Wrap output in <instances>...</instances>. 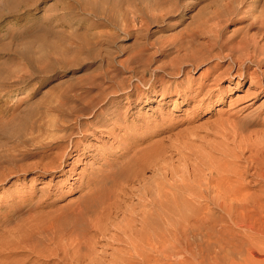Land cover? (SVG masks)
<instances>
[{
  "label": "rangeland",
  "instance_id": "1",
  "mask_svg": "<svg viewBox=\"0 0 264 264\" xmlns=\"http://www.w3.org/2000/svg\"><path fill=\"white\" fill-rule=\"evenodd\" d=\"M115 1L0 0V264H264V66L200 51L264 0L224 24L227 0Z\"/></svg>",
  "mask_w": 264,
  "mask_h": 264
},
{
  "label": "bare ground",
  "instance_id": "2",
  "mask_svg": "<svg viewBox=\"0 0 264 264\" xmlns=\"http://www.w3.org/2000/svg\"><path fill=\"white\" fill-rule=\"evenodd\" d=\"M248 0H227L226 1V3L223 5V8L222 9H220V10H218V11H216L215 12V16H213L212 18L214 19V18H219V21H221V23L223 22V24H224V22L226 23V21H234L236 18H239V19H244V18H246V2H247ZM112 2H114V1H112ZM126 3V5H132L133 7H134V9L136 8V10L135 11H133L134 13H135V15L137 16V12H140L141 14H139L138 15V18H146L147 20L146 21H153L154 19H159V17H158V15L159 14H155V12L156 11H160V13H161V15H164L165 16V14H169V13H172L173 14V12H175V10H176V4H177V0H116L115 1V3L114 4H112V6L110 7V12L108 13V15L110 14L111 15V17H113L114 16V14H113V6H115L116 4H119V3ZM110 3H111V1H110ZM223 4V3H222ZM128 5V6H129ZM132 6H131V8H132ZM222 6V5H221ZM251 7H254V6H256V0L254 1H252V3H251V5H250ZM217 7V6H216ZM255 8V7H254ZM120 11V10H119ZM108 12V11H107ZM212 15H213V13H212ZM116 16V15H115ZM163 16V17H164ZM115 21V20H114ZM217 22V21H216ZM249 28L251 29V28H254L255 29V33H253V34H250V33H248V32H245L243 35L241 34V37L240 38H238V39H224V37L223 36H221V35H216V36H214V37H210L209 39H208V43H207V48H208V50H202V48H204L203 46H202V48H201V54H205V55H207L206 54V52H209V53H211V56L212 55H214V54H212L213 53V49H217V48H220V49H228V50H230V52H232V53H235L237 56L236 57H234L235 58V60L234 61H236V62H238V63H240V64H242L243 63V60H246L247 58H249L250 60H251V62L252 63H247V65H246V67L247 68H250L253 64H255V65H257V66H264V13H263V15H261V16H254V18L249 22ZM249 29V30H250ZM191 30V29H190ZM193 30V29H192ZM195 33V34H194ZM196 34H197V32H195V31H192V32H190L189 34H188V37L189 38H191L192 40L196 37ZM189 43V42H188ZM191 43V42H190ZM206 44V43H205ZM204 44V45H205ZM187 45V44H186ZM203 45V44H202ZM183 46V45H182ZM188 46V45H187ZM192 46V45H191ZM193 46H194V44H193ZM189 47V46H188ZM194 47H196V46H194ZM190 48V47H189ZM205 48H206V46H205ZM206 48V49H207ZM197 49V48H196ZM238 53V54H237ZM186 54V53H185ZM199 55V51L198 52H192L191 54H189V57H191V59H193V60H195V58H197V57H202L203 55ZM228 55V54H227ZM185 56V55H184ZM211 56H209L208 57V55L206 56L207 58H210ZM205 57V58H206ZM230 58H231V56H230ZM184 60V59H183ZM199 60V59H198ZM250 60H249V62H250ZM241 67V66H240ZM242 67H243V65H242ZM238 68V67H237ZM256 72V71H255ZM246 75L247 76H249V75H251V74H247L246 73ZM257 78H258V81L257 82H260V79L263 77L264 78V71H262V72H260V73H257L256 72V75H255ZM253 77H254V75H253ZM252 156V155H251ZM246 158V157H245ZM249 159V158H248ZM264 160L262 159V161L261 162H263ZM258 165H260V164H258ZM264 165V164H263ZM262 165V166H263ZM255 167V166H254ZM247 168H249V167H247ZM260 167H258V169H259ZM261 169V168H260ZM263 170H264V168H263ZM260 171V173H261V171L262 170H259ZM245 172H246V169H245ZM256 174V173H255ZM231 177V176H230ZM259 177H260V174H259ZM232 178V177H231ZM263 178V177H262ZM216 180V179H215ZM214 180V181H215ZM221 180V179H220ZM232 180V179H231ZM237 180V179H236ZM229 181V180H228ZM230 182V181H229ZM229 184V183H228ZM263 184V183H262ZM227 186V185H226ZM229 186V185H228ZM263 187V186H262ZM235 188V187H234ZM219 190V189H218ZM221 201V200H220ZM240 204V203H239ZM186 206H188V205H186ZM81 207V206H80ZM80 207H79V210H80ZM186 208V207H185ZM145 209V208H144ZM148 209V208H147ZM77 211V210H76ZM140 213V212H139ZM184 213L185 212H183L182 213V215L184 216ZM83 214V216H84V213H82ZM138 214V213H137ZM180 214V213H179ZM186 214V213H185ZM80 215H81V213H80ZM79 215V216H80ZM125 215V214H124ZM187 215V214H186ZM81 217V216H80ZM85 217V216H84ZM83 217V218H84ZM186 217V216H185ZM76 218L77 217H75V219L74 220H76ZM79 218V217H78ZM78 218H77V220H78ZM86 218V217H85ZM89 218V217H88ZM129 218V217H128ZM188 218V217H187ZM239 217H237V219H238ZM242 218V217H241ZM81 219V218H80ZM79 219V220H80ZM144 220V219H143ZM145 220H148V218L146 217V219ZM185 220H187V219H185ZM67 221V220H66ZM65 221V222H66ZM71 221V220H70ZM83 221H84V219H83ZM90 221V220H89ZM132 221V220H131ZM149 221V220H148ZM147 221V222H148ZM153 221H155V220H153ZM175 221V220H174ZM177 221V220H176ZM246 221V220H245ZM64 222V225L66 226V223ZM76 223H77V221H75ZM80 222H82L81 220H80ZM151 222H152V220H151ZM178 222V221H177ZM88 223V222H87ZM159 223V222H158ZM176 223V222H175ZM247 223H250V222H247ZM246 223V224H247ZM81 224H83V223H81ZM89 224H91V223H89ZM123 224V223H122ZM129 223L127 222V224L126 225H128ZM144 224V223H143ZM147 224V223H146ZM153 224H154V226H156L157 225V222H156V224L153 222ZM153 224L151 223H148V225H146V232L145 233H147V232H150V230H151V228H152V226H153ZM73 225V224H72ZM92 225V224H91ZM125 225V226H126ZM160 225H161V223H160ZM159 225V226H160ZM169 225V224H168ZM182 225V224H181ZM180 225V226H181ZM192 225V224H191ZM194 225V224H193ZM197 225V224H196ZM200 225V224H199ZM243 225H244V223H243ZM248 225V224H247ZM250 226H252L251 224H249ZM68 226H70V225H68ZM82 226V225H81ZM80 226V227H81ZM88 226V225H87ZM86 226V227H87ZM144 226V225H143ZM163 226V225H162ZM176 226V225H175ZM183 226V225H182ZM186 226V225H185ZM241 226V225H240ZM67 227V226H66ZM72 227V226H71ZM77 227V226H76ZM85 227V228H86ZM131 227V226H130ZM130 227L128 226V227H125V228H123V230H124V235H126L128 238H129V242L128 243H134V244H132V248H136V247H134L135 245H137V243H138V241L137 240H135L136 238H133L134 236H132L133 235V231L130 229ZM157 227V226H156ZM156 227H154L153 229L156 231L157 229H159V228H157L156 229ZM63 228V227H62ZM88 228V227H87ZM92 228H94L93 226H92ZM132 228V227H131ZM144 228V227H143ZM181 229H180V234H181V238H183V239H187V230L184 228V226L183 227H180ZM247 228V227H246ZM250 228V227H249ZM254 228V227H253ZM252 228V229H253ZM114 229V228H113ZM141 229V228H140ZM145 229V228H144ZM260 229V228H259ZM78 230V229H77ZM87 230V229H86ZM122 230V229H121ZM122 230V231H123ZM129 230L131 231V232H129ZM255 230H257V229H255ZM79 231V230H78ZM100 231V230H99ZM121 231V232H122ZM135 231V230H134ZM160 231V230H159ZM260 231H261V229H260ZM259 230H258V232H260ZM64 232V231H63ZM65 232H69V231H65ZM71 232V231H70ZM137 232V231H136ZM157 232H158V230H157ZM74 233V232H73ZM79 234H80V232H78ZM85 233V232H84ZM100 233V232H99ZM103 233V232H102ZM138 233V232H137ZM142 233V232H141ZM160 233H161V231H160ZM172 233V232H171ZM177 233V232H176ZM75 234V233H74ZM108 234V233H107ZM122 234V233H121ZM153 234L154 235H156L154 232H153ZM166 234V233H165ZM179 234V235H180ZM73 235V234H72ZM82 235H84V234H81L79 237L80 238H82L83 236ZM124 235H122V237L124 236ZM150 234L148 233V236H149ZM152 235V234H151ZM151 235H150V237H151ZM82 236V237H81ZM101 236V235H100ZM114 236V235H113ZM118 236V235H117ZM126 236H124L125 238H122V239H124V240H126V242H127V237ZM146 236H147V234H146ZM157 236V235H156ZM167 235H164V236H162V237H166ZM189 236V235H188ZM91 237V236H90ZM136 237V236H135ZM139 237V236H138ZM155 237V236H154ZM113 238V237H112ZM141 238L143 239V240H145L146 238L144 237V236H141ZM140 238V239H141ZM145 238V239H144ZM107 239V238H106ZM111 239V238H110ZM117 239V238H116ZM139 239V238H138ZM148 239H151V240H153L152 238H148ZM72 240V239H71ZM84 240V242H85V238L83 239ZM115 240V239H114ZM118 240V239H117ZM98 241V240H97ZM109 241V240H108ZM150 241V240H149ZM177 241V240H176ZM77 242H79V241H77ZM83 242V243H84ZM87 242L88 241H86L85 242V245L87 244ZM125 242V241H124ZM125 242V243H126ZM136 242V243H135ZM141 242V241H140ZM139 242V243H140ZM10 243V242H9ZM113 243V242H112ZM153 244V242H149V244ZM158 243V242H157ZM103 244V243H102ZM119 244V243H118ZM150 244V245H151ZM66 245V244H65ZM82 245V244H81ZM108 245V244H107ZM113 245V244H112ZM92 246V244H90V246H89V248H87V251H86V253H82L80 250V254H83L84 256L85 255H89L90 253L89 252H92V253H95L94 252V249H96V247L94 248V247H91ZM105 246V245H104ZM111 246V245H110ZM139 246H142V244H140ZM82 246H80V248H81ZM91 247V248H90ZM114 247V246H113ZM157 247V246H156ZM163 247V246H162ZM167 247V246H166ZM57 248V247H56ZM55 248V249H56ZM60 248H62V246L60 247ZM63 248H65V246L63 247ZM94 248V249H93ZM106 248V247H105ZM123 248H124V246H123ZM147 248V247H146ZM58 249V248H57ZM79 249V248H78ZM117 249V248H116ZM142 249V248H141ZM149 249V248H148ZM152 249H154V248H152ZM156 249V248H155ZM166 249V248H165ZM2 250V249H1ZM59 250H61V249H59ZM71 250H73V249H71ZM98 250V249H97ZM107 250V249H106ZM133 250V249H132ZM134 250H136V252L134 251ZM133 251H132V253H137L138 252V254L140 255V253L141 252H139V248L138 249H134ZM138 250V251H137ZM144 250H145V248H144ZM58 251V250H57ZM105 250H103L102 251V253L104 252ZM130 251V250H129ZM78 252V251H77ZM83 252H84V250H83ZM112 252V251H111ZM53 253H55V254H57V252H53ZM60 253V252H59ZM66 255H67V252H64ZM79 253V252H78ZM78 253L76 254V255H78ZM96 253H98V252H96ZM116 253H118V252H116ZM115 253V254H116ZM126 253V252H125ZM79 254V255H80ZM105 254V253H104ZM113 254V253H112ZM144 254V253H143ZM146 254V253H145ZM57 255H59V254H57ZM78 255V256H79ZM103 255V254H102ZM107 255V254H106ZM139 255H137V256H139ZM147 255V254H146ZM77 256V257H78ZM84 256H82L81 257V255L77 258V257H74L73 256V258H77V259H79L78 261H76V263H81L83 260H85V257ZM95 256V255H94ZM93 256V257H94ZM108 256V255H107ZM116 256V255H115ZM184 256V255H183ZM41 257V256H40ZM64 257L65 258H67L65 255H64ZM132 257V256H131ZM149 257V256H148ZM56 258V257H55ZM90 258L92 259V257L90 256ZM110 258V257H109ZM119 258H120V256H119ZM123 258V257H122ZM166 258V257H165ZM95 259H97V256H96V258ZM94 258H93V260H95ZM102 259V260H101ZM117 259V258H116ZM125 259V258H124ZM127 259V258H126ZM131 259V258H130ZM151 259V258H150ZM55 260V259H54ZM53 260V261H54ZM71 260V259H70ZM134 260V259H133ZM67 261H68V259H67ZM72 261V260H71ZM71 261H69L70 263H71ZM105 261V260H104ZM111 261V260H110ZM145 261V260H144ZM8 262V261H7ZM39 262V261H38ZM85 262H89V261H85ZM116 262V261H115ZM119 262V261H118ZM141 262V261H140ZM1 263H4V262H1ZM9 263V262H8ZM56 263V262H55ZM99 263H101V264H104V262H103V258L101 257V255L99 256V258H98V260H96L95 262L93 261V264H99ZM117 263V262H116ZM122 263V262H121ZM128 263V262H127ZM68 264V263H67ZM82 264V263H81ZM86 264H90V263H86ZM107 264H108V261H107ZM113 264V263H112Z\"/></svg>",
  "mask_w": 264,
  "mask_h": 264
}]
</instances>
